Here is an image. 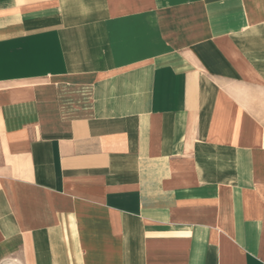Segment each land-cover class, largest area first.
<instances>
[{"label": "crops", "instance_id": "obj_1", "mask_svg": "<svg viewBox=\"0 0 264 264\" xmlns=\"http://www.w3.org/2000/svg\"><path fill=\"white\" fill-rule=\"evenodd\" d=\"M0 264H264V0H0Z\"/></svg>", "mask_w": 264, "mask_h": 264}]
</instances>
